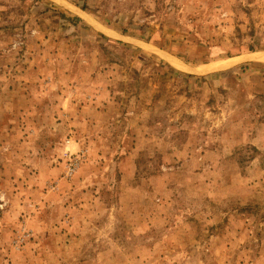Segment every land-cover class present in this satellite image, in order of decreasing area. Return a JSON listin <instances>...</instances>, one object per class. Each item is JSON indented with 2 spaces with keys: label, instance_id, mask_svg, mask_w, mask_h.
Returning <instances> with one entry per match:
<instances>
[{
  "label": "rangeland",
  "instance_id": "1",
  "mask_svg": "<svg viewBox=\"0 0 264 264\" xmlns=\"http://www.w3.org/2000/svg\"><path fill=\"white\" fill-rule=\"evenodd\" d=\"M250 53L264 0H0V264H264Z\"/></svg>",
  "mask_w": 264,
  "mask_h": 264
},
{
  "label": "bare ground",
  "instance_id": "2",
  "mask_svg": "<svg viewBox=\"0 0 264 264\" xmlns=\"http://www.w3.org/2000/svg\"><path fill=\"white\" fill-rule=\"evenodd\" d=\"M246 55V54H245ZM245 60L248 61H252V62H264V53H250V55L248 54V56H245L244 58ZM235 62H237V60H229V64H235ZM215 64H211V66H214ZM177 66V65H176ZM208 66V65H207ZM228 67V66H227ZM218 68V67H217ZM216 68V69H217ZM215 69V68H214ZM201 71V70H200Z\"/></svg>",
  "mask_w": 264,
  "mask_h": 264
}]
</instances>
